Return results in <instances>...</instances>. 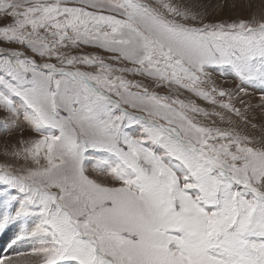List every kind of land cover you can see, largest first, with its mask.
<instances>
[{"label":"snow or ice","instance_id":"1","mask_svg":"<svg viewBox=\"0 0 264 264\" xmlns=\"http://www.w3.org/2000/svg\"><path fill=\"white\" fill-rule=\"evenodd\" d=\"M0 13V126L37 134L11 153L27 166L0 164V229L29 242L0 264H264V145L180 97L247 123L211 73L264 88V18L197 25L174 0H0ZM80 45L116 63L61 51Z\"/></svg>","mask_w":264,"mask_h":264},{"label":"rangeland","instance_id":"2","mask_svg":"<svg viewBox=\"0 0 264 264\" xmlns=\"http://www.w3.org/2000/svg\"><path fill=\"white\" fill-rule=\"evenodd\" d=\"M71 2L78 4V0H71ZM152 2L154 3L155 0H152ZM174 2L187 5L188 7L192 8L193 11L198 12L199 17L195 21L197 25L210 22H231L240 18L252 19L255 17L257 20L264 18V0H174ZM10 23H12L11 18L0 13V26ZM3 46L26 51L27 54L34 56L37 62L40 63H43L45 60H47L46 57L41 58L31 53L30 50L23 48V46L19 44H9L8 42H4ZM61 51L71 55L96 54L103 56L108 63H116L107 59L111 53L93 46L80 45L79 47L74 48H64L61 49ZM49 62L58 63L55 58ZM77 67H81L82 70L87 71L95 70L91 67L82 65H77ZM127 78L141 80L142 83L148 84L151 90H156L162 95L171 94L169 88H156L154 84H151L150 81L145 80L142 77L127 74ZM211 78L217 89H226L232 94L231 103L234 105V107L240 109V111L244 113L245 117L247 118V123H245L244 120L236 117L234 114L227 112V110L221 109L218 106H214L208 101L196 97L194 94L189 93L186 90H181L180 97L182 99L193 100L200 107L207 109L209 112L215 111L224 113L225 119L223 121L217 116H198L197 118L202 122L211 124L214 121L216 127L236 128L242 135L249 136L252 139L254 146L261 147L264 145V88H261L258 84L254 86L241 84L238 79L230 74L221 75L219 72H212ZM239 87H244L245 92H239ZM218 99L227 100L228 97H218ZM7 115V113L0 111V118H3ZM229 120H231V123H229ZM36 136L37 134L34 132V130L22 118L8 131H4L2 126H0V164H9L16 168L27 166L22 157L15 159L12 157L11 153L17 149L25 147V142L36 138ZM89 174L92 176L96 175L90 166ZM21 227L22 225H9L6 227L8 228V230L5 231L6 234H8V239L5 237V242L7 243L10 237H15ZM0 230L3 231L2 229ZM28 244V241L17 242L12 245L13 250H10V248L7 249L1 257L12 258L15 261V254L17 252L27 251Z\"/></svg>","mask_w":264,"mask_h":264},{"label":"bare ground","instance_id":"3","mask_svg":"<svg viewBox=\"0 0 264 264\" xmlns=\"http://www.w3.org/2000/svg\"><path fill=\"white\" fill-rule=\"evenodd\" d=\"M177 2V1H176ZM204 9V7H203ZM8 236V235H7ZM11 238V237H10ZM6 239H8V237H6ZM5 237H2L1 240H0V250H4L7 246L9 245H13L12 241H8L7 243L5 242ZM11 250H13V247L11 248ZM9 254V253H8ZM7 255V254H6Z\"/></svg>","mask_w":264,"mask_h":264}]
</instances>
